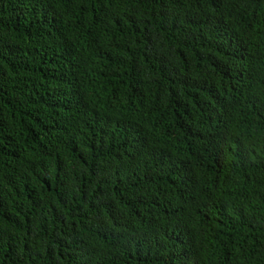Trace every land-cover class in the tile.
<instances>
[{
    "label": "trees",
    "instance_id": "1",
    "mask_svg": "<svg viewBox=\"0 0 264 264\" xmlns=\"http://www.w3.org/2000/svg\"><path fill=\"white\" fill-rule=\"evenodd\" d=\"M0 264H264V0H0Z\"/></svg>",
    "mask_w": 264,
    "mask_h": 264
}]
</instances>
